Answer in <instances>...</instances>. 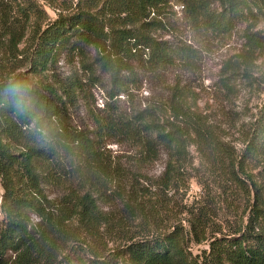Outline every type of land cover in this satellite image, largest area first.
<instances>
[{
  "label": "rangeland",
  "instance_id": "obj_1",
  "mask_svg": "<svg viewBox=\"0 0 264 264\" xmlns=\"http://www.w3.org/2000/svg\"><path fill=\"white\" fill-rule=\"evenodd\" d=\"M130 1L32 0L30 17L20 20L14 0H0V80L20 76L25 85L55 95L73 125L99 141L105 155L102 172H86L81 163L65 156L43 163L42 174L47 176L42 187L49 200L58 203L69 198L73 206L87 201L100 220L89 230L78 220L73 222L80 240L64 252L69 262L115 254L133 239L176 229L183 230L189 253L202 255L214 238L245 227L255 204L254 194L233 183L228 174L232 164L250 189L256 185L264 195V157L246 154L251 131L262 116L264 50L248 56L245 38L247 31L264 35V20L239 22L230 34L222 35L196 23L180 0H163L141 14L129 10ZM200 3L212 12L221 11L220 0ZM78 12L96 19L104 46L63 52L49 70L35 73L32 62L38 36L60 17ZM12 21L23 26L15 49L3 27ZM119 31L166 43L177 55L174 63L156 66L149 62L152 51L146 43L125 41L121 77L135 81L126 93L111 99L113 79L99 61L123 54L117 44ZM178 102L206 121L222 145L220 164L211 163L193 145L194 136L177 161L162 147L149 152L124 128V123L133 127L140 116L160 129L180 125L170 110ZM109 119L119 127L107 126ZM34 129L24 128L23 134L15 133V140H10L0 128V146L21 153L40 138ZM3 194L0 175V229L6 219Z\"/></svg>",
  "mask_w": 264,
  "mask_h": 264
},
{
  "label": "trees",
  "instance_id": "obj_2",
  "mask_svg": "<svg viewBox=\"0 0 264 264\" xmlns=\"http://www.w3.org/2000/svg\"><path fill=\"white\" fill-rule=\"evenodd\" d=\"M161 1L132 0L128 8L141 14L145 8L154 7ZM180 1L191 12L196 23L216 34H230L239 22L264 20V0H220L219 12L210 11L200 3L201 0ZM14 4L20 20H28L32 0H14ZM21 24L15 25V21H12L3 25L4 34L14 49L15 43L19 44L22 39L19 34ZM119 32L117 44L123 54L117 52L115 57L108 55L99 61L100 68L113 79L111 99L126 93L131 82L135 81L121 77L125 67L122 57L125 56V41L139 39L146 43L152 51L149 62L156 66L174 63L177 55L166 43L152 40L144 34L136 36L132 35V31ZM102 37L99 23L88 12L62 16L38 36L33 70L35 73L49 70L63 52L81 53L91 46H104ZM245 38L248 56H256L264 50L262 33L247 31ZM15 83L25 85L20 76L0 80V128L7 139L15 140V133L23 134L24 128L34 126L40 138L34 141V145L26 146L21 153L13 152L6 145L0 146V175L4 189L2 209L6 215L0 229V264H264V195H260L261 189L256 185L252 189L247 186L235 171L234 164L228 167L233 183L244 191L248 189L256 199L248 224L236 232L214 238L202 255L189 253L183 230L176 229L164 235L133 239L115 254L69 262L64 252L72 249L80 240V233L74 229L73 222L78 220L89 230L96 228L100 220L87 201L73 206L69 198L61 199L58 203L49 200L42 187L47 176L42 174L43 163H53L57 157L65 156L81 163L86 172H102L105 155L99 141L91 139L73 125L67 109L55 95L25 85L26 103L23 107H17L15 98L9 92ZM170 110L180 125L171 123L160 129L154 122L150 123L140 116L133 127H130V123H124V128L129 129L149 152L162 147L177 161L185 152L187 140L194 136L196 141L193 145L201 148L211 163L220 164L222 145L217 143L206 121L195 116L182 102L170 105ZM260 119L251 131L246 150L251 158L264 157V104ZM106 124L111 126L113 122L109 119ZM33 217L38 219L37 223H33ZM197 226L201 229L202 219L198 220ZM193 227L196 229L195 225Z\"/></svg>",
  "mask_w": 264,
  "mask_h": 264
},
{
  "label": "clouds",
  "instance_id": "obj_3",
  "mask_svg": "<svg viewBox=\"0 0 264 264\" xmlns=\"http://www.w3.org/2000/svg\"><path fill=\"white\" fill-rule=\"evenodd\" d=\"M9 92L15 98L17 107H23L26 103V86L20 83L12 84Z\"/></svg>",
  "mask_w": 264,
  "mask_h": 264
}]
</instances>
